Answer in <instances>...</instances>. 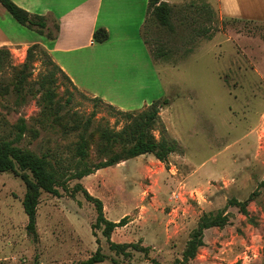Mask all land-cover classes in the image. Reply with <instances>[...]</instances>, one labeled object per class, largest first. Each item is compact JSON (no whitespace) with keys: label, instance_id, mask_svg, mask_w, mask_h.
<instances>
[{"label":"rangeland","instance_id":"374dc122","mask_svg":"<svg viewBox=\"0 0 264 264\" xmlns=\"http://www.w3.org/2000/svg\"><path fill=\"white\" fill-rule=\"evenodd\" d=\"M238 1L235 17L221 18L212 8L209 21L196 11L207 0H181L172 30L150 21L149 49L155 53L164 46L168 53L154 60L163 88L138 91L134 99L126 96L121 106L105 100L124 111H138L169 98L155 135L161 138L164 130L183 153L171 155L167 164L140 156L70 181L67 191L60 189L61 196L43 193L38 241L26 230L25 184L2 173L0 264H81L99 249L106 257L100 264H171L181 258L201 216L221 210L229 216L228 225L207 230L205 245L189 264H264V0ZM208 27L211 40L201 34ZM9 51L13 68H20L27 52ZM31 67L26 100L14 92L16 70H0V140H13L16 125L25 119L29 131L20 147L69 159L78 133H64L41 116L40 81L51 67L39 52ZM58 79L57 102L65 105L73 96L66 110L83 116L96 110L92 133L101 124L122 128L120 116L105 105L95 106L92 95L75 90L61 75ZM91 154L96 163L95 145ZM78 184L102 201L108 220L128 217L129 223L117 228L110 241L139 243L150 251L129 249V256L112 251L102 230L93 228L95 205L82 192L71 194ZM231 199L247 202L250 218L227 207Z\"/></svg>","mask_w":264,"mask_h":264},{"label":"trees","instance_id":"16d2710c","mask_svg":"<svg viewBox=\"0 0 264 264\" xmlns=\"http://www.w3.org/2000/svg\"><path fill=\"white\" fill-rule=\"evenodd\" d=\"M0 4L7 12L22 26L34 30L40 34H45L47 30V19L45 16L33 14L15 4L12 0H0ZM192 6V5H191ZM177 5H172L163 0H148V14L143 27V39L149 48V40L146 38V27L150 21L156 22L159 27L172 30L174 28L173 19ZM198 14L211 21L214 11L210 4L206 3L201 7H196ZM181 15V9L177 11ZM56 31L58 25L55 26ZM49 36L51 33H48ZM202 36L211 40L213 37L210 27L201 31ZM100 40V34H97ZM153 60L167 57L164 46H160L155 53L149 49ZM42 53L45 57V64L51 69L40 81L42 106L41 116L46 122H51L53 126H59L64 133L73 131L78 133V140L74 143L72 156L63 159L50 153L38 155L28 149L19 146L29 127L25 119H21L16 125V136L13 140H0V175L2 173H12L22 180L26 186V193L23 200V207L28 216L26 230L34 239L39 240L38 234V207L43 193L54 196H61L60 189L68 190V183L72 180H81L95 172L116 166L123 162L135 159L144 155H152L161 163L167 164L173 154H182L183 149L179 144L165 136L161 130L162 137L157 138L155 132L161 123V110L170 106L169 98L157 100L150 106L138 111H124L118 107L107 103L99 97L91 96L95 106L105 105L112 110L116 116H120L124 125L116 130L109 125L101 124L96 132L92 133L96 110L90 116H83L79 113H71L66 107L73 101V96L69 95L66 104L60 105L57 102V87L59 84L58 75L70 83L72 87L78 88L73 84L67 74L55 63L50 54L40 45H33L27 50L26 62L20 68L12 66V55L8 48H0V70L13 68L16 70L14 92L22 100H26L28 91V79L32 73V62L35 53ZM30 89V88H29ZM82 92V91H80ZM84 93V92H83ZM86 96H90L86 94ZM71 122V124H69ZM35 137L38 133H35ZM96 146V163L92 161L91 149ZM82 192L88 202L95 205L97 212L96 223L93 228L102 230L103 235L110 242V248L117 255L129 256V249L148 253L149 247H142L139 243H114L110 241L112 234L117 228L126 226L129 223L128 217H124L119 222L108 220L104 214V206L100 199L93 197L82 184H78L72 191V195ZM237 207L241 214L250 218L247 209V202L231 199L227 207ZM229 223V216L226 210L217 213H205L190 234V238L181 255L171 264H189L195 260L200 248L204 243V236L207 230L213 228H224ZM106 257L99 249L96 254L81 264H100ZM157 262V261H155ZM160 264V263H155Z\"/></svg>","mask_w":264,"mask_h":264},{"label":"crops","instance_id":"0c3cea01","mask_svg":"<svg viewBox=\"0 0 264 264\" xmlns=\"http://www.w3.org/2000/svg\"><path fill=\"white\" fill-rule=\"evenodd\" d=\"M12 1L45 16L47 30L40 34L20 25L0 4V48L27 52L40 45L78 90L117 105L126 96L134 99L138 91L163 88L142 35L148 0ZM163 1L177 5L181 0ZM207 2L221 18L235 17L240 11L238 0Z\"/></svg>","mask_w":264,"mask_h":264}]
</instances>
